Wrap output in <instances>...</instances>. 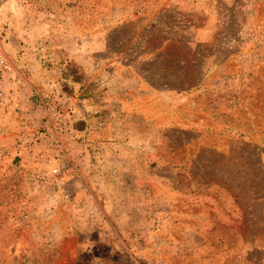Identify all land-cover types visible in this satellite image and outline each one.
<instances>
[{
	"label": "rangeland",
	"instance_id": "374dc122",
	"mask_svg": "<svg viewBox=\"0 0 264 264\" xmlns=\"http://www.w3.org/2000/svg\"><path fill=\"white\" fill-rule=\"evenodd\" d=\"M0 264H264V0H0Z\"/></svg>",
	"mask_w": 264,
	"mask_h": 264
}]
</instances>
